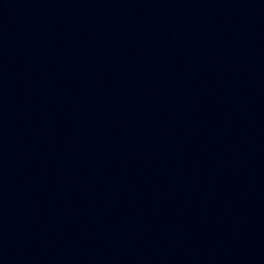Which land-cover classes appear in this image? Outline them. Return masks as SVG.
Instances as JSON below:
<instances>
[{
  "label": "water",
  "instance_id": "obj_1",
  "mask_svg": "<svg viewBox=\"0 0 264 264\" xmlns=\"http://www.w3.org/2000/svg\"><path fill=\"white\" fill-rule=\"evenodd\" d=\"M0 264H264V0H0Z\"/></svg>",
  "mask_w": 264,
  "mask_h": 264
}]
</instances>
